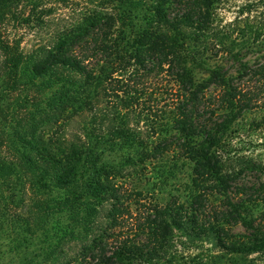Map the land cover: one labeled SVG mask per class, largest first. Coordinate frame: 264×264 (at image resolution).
<instances>
[{
	"label": "trees",
	"instance_id": "1",
	"mask_svg": "<svg viewBox=\"0 0 264 264\" xmlns=\"http://www.w3.org/2000/svg\"><path fill=\"white\" fill-rule=\"evenodd\" d=\"M218 1L91 0L100 9L34 48L8 26L47 12L43 1L0 0V188L39 247L25 264H255L249 256L264 254V224L253 214L264 206V166L257 185L236 193L222 156L229 124L249 103L201 121L208 88L220 90L226 111L239 96L225 71L193 75L192 53ZM165 109L169 129L145 143L137 125ZM106 147L140 162L178 150L190 167L186 199L147 201L106 166ZM176 232L195 255H170Z\"/></svg>",
	"mask_w": 264,
	"mask_h": 264
},
{
	"label": "rangeland",
	"instance_id": "2",
	"mask_svg": "<svg viewBox=\"0 0 264 264\" xmlns=\"http://www.w3.org/2000/svg\"><path fill=\"white\" fill-rule=\"evenodd\" d=\"M42 1L41 10L47 12L38 15L40 10L34 11L30 22L18 25L16 29L12 24L8 26V33L17 32L23 45L34 48L48 45L59 34L76 26L88 9H100V3L93 4L91 0ZM24 15L27 16V11ZM198 42L192 53L200 65L195 66L196 80H205L211 70L220 69L227 73L232 86L239 91L234 109L226 111L219 103L220 90L213 86L208 88L203 100L204 107L208 108L200 111L201 121H221L228 118L229 112L236 115V110L246 101L249 103L248 109H243L229 124L222 148L223 158L230 161L225 167L236 179L232 183L233 192L238 193L236 189L258 184L261 175L257 167L264 166V0H219L212 10L210 29ZM210 110L213 116H210ZM170 121L169 110L165 109L158 121L149 119L137 125L136 134L141 133L143 141L150 144L157 141L159 132L169 129ZM135 122L136 118L132 120L131 117V125ZM106 148V166L120 173L117 180L126 187L142 190L147 201L165 204L169 200L183 202L186 199L190 167L178 150L170 148L160 158L140 162L132 151ZM240 161L250 164L242 165ZM0 196V264H25L26 259L40 254L39 247L36 240H27L29 237L22 232L21 222L17 220L21 211L12 208L4 185L0 188ZM243 197L237 196L236 201ZM260 205L253 209V214L264 224V220L259 219L264 215V206ZM232 233L240 239L246 236L241 226L233 228ZM179 235L175 233V248L170 255H195L197 251L189 250L181 243ZM249 259L255 264H264V254H251Z\"/></svg>",
	"mask_w": 264,
	"mask_h": 264
}]
</instances>
